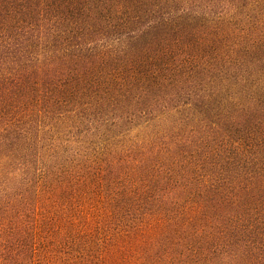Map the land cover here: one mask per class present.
Listing matches in <instances>:
<instances>
[{
    "label": "trees",
    "instance_id": "16d2710c",
    "mask_svg": "<svg viewBox=\"0 0 264 264\" xmlns=\"http://www.w3.org/2000/svg\"><path fill=\"white\" fill-rule=\"evenodd\" d=\"M0 264H264V0H0Z\"/></svg>",
    "mask_w": 264,
    "mask_h": 264
}]
</instances>
